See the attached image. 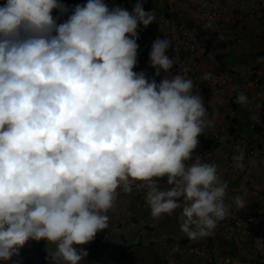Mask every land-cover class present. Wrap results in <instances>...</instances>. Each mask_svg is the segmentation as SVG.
<instances>
[{"label":"clouds","instance_id":"clouds-1","mask_svg":"<svg viewBox=\"0 0 264 264\" xmlns=\"http://www.w3.org/2000/svg\"><path fill=\"white\" fill-rule=\"evenodd\" d=\"M53 10L68 18L57 23ZM155 21L144 0L131 12L106 0L71 10L59 0L0 5V260L44 240L55 246L50 264H80L120 193L134 189L153 220L178 211L191 241L213 235L233 205L246 207L242 195L226 202L218 166L196 154L220 115L208 105L223 101L206 106L190 67L166 55L168 38L149 53L154 76L165 74L159 82L134 71L138 27ZM213 26L208 17L204 28ZM200 79L215 82L211 72ZM236 103H248L245 93ZM235 151L242 170L244 150Z\"/></svg>","mask_w":264,"mask_h":264},{"label":"crops","instance_id":"crops-1","mask_svg":"<svg viewBox=\"0 0 264 264\" xmlns=\"http://www.w3.org/2000/svg\"><path fill=\"white\" fill-rule=\"evenodd\" d=\"M2 1L5 2V0ZM59 2L65 4L69 9L81 4L78 0H59ZM111 2L112 6H120L129 10L133 9L137 0H111ZM169 5V0H144L145 11H153L156 17V21L152 25L160 29L161 32H164L167 25V18L170 12ZM240 5L246 11L259 9V5L254 0H240ZM210 6L211 0H206L205 4L203 0H174V14L180 21L183 19L192 21L190 16L192 14L195 16V9L201 12L203 7ZM52 15L57 18V23H63L68 18L67 15L61 16L56 10H53ZM257 21L261 20L252 19L244 22L241 31L245 39L249 35L255 37L260 33ZM191 24L202 30L200 22ZM213 31H215L214 27ZM218 36L222 39L224 38L222 35ZM234 45L237 51L240 44L235 42ZM241 51L242 49H240L239 53ZM195 58L200 66V71L203 73L211 72L213 76L218 77L222 81L221 88L211 95L207 102L214 96L219 97L223 101L222 104H209L210 114L213 111H218L220 115L216 120L215 126L209 129L204 136L199 137L200 147L196 150V154L205 149L209 151L208 155L200 157L202 160L215 163L218 166L219 175L228 183L226 201L232 202V198L236 195L244 196L247 204L245 208L240 209V212L244 216H249L253 208L264 206V94L262 92L264 89L254 85L252 82L254 79L245 83L243 78L240 77H245L243 75L246 74L238 77L237 73L232 74L224 71L227 67L225 63H228V61L230 63L231 61H248L249 58L246 55L235 57V59L231 60V57L227 55H213L203 45L195 55ZM251 58L255 61L258 60L257 58L264 59V53L262 54L257 50V53L253 52ZM145 72L149 79L155 78L157 82L165 75L161 72L160 76H154L152 69H147ZM248 77L246 76V79ZM252 77L254 76L252 75ZM239 92L245 93L248 97V103L244 106L236 103V95ZM257 105H261V107L258 109ZM253 114L257 116V119H251ZM243 132L249 135L250 133L253 134L251 135L252 138L245 135L246 140L256 145L258 150L255 157L243 162L244 168L242 170H235L229 167L230 163H233V156L237 154L235 151L237 145L234 139L244 135ZM253 139H255V142H253ZM160 185L162 188L168 187L166 180H161ZM144 207L148 206L146 205L143 192L138 193L135 189L131 194L121 192L114 209L108 213L110 216L109 225L106 228L107 233L100 243V248L95 255L85 258L80 264H159L162 260L161 252L165 246L167 247L168 243L170 244L167 253L169 255L171 253L175 254L178 264H191L192 259H202L188 252V248L192 244L202 246L207 252H210L208 248L213 245L214 249L217 250L218 248L219 252L220 250L224 251L222 249L226 248H219L221 246L220 238H217L224 232L215 230L211 236L198 241H191L179 230L178 211L171 216L164 215L159 220L151 221V218L145 221ZM238 236L232 239L228 237L227 244H230L229 249L240 252L243 260H246L244 264H253L247 262L250 258V247L246 239H250L240 234ZM40 241L35 243L47 246V254H41V251L35 252L37 259L33 264H50V260L49 262H43V259H46V257L48 259V251H54L55 246L47 244L44 240H42L43 243ZM250 245L252 246V241ZM85 246L87 245L83 247L85 248ZM168 256L165 257L163 264H165ZM0 263L4 264L3 262Z\"/></svg>","mask_w":264,"mask_h":264},{"label":"built area","instance_id":"built-area-1","mask_svg":"<svg viewBox=\"0 0 264 264\" xmlns=\"http://www.w3.org/2000/svg\"><path fill=\"white\" fill-rule=\"evenodd\" d=\"M81 4H86L87 0H78ZM110 6H112L111 0H106ZM4 2L0 0V5ZM206 3V1H205ZM204 3V4H205ZM169 16L167 18V25L164 32L157 29L152 24L147 28L142 25L138 27L139 39L137 43L138 48V65L134 71H145L147 69H154L149 65V53L151 51L152 43L157 39L168 38L172 41V48L166 51V55L172 58L175 52H178L180 59L190 67L188 77L193 79L195 88L201 92L204 97L206 106L208 105V98L216 93L222 85V81L215 77L213 81H201L200 77L203 74L200 71V66L196 61L195 55L202 48L203 41L196 26L184 21H180L174 14V0H169ZM208 4V3H207ZM262 8L255 10H243L237 0H211L210 7H203V16L214 18V30L219 35L228 37L231 41L240 44L243 41L242 25L247 20L263 19L264 18V0L261 2ZM73 9V8H71ZM70 9V10H71ZM128 11H132L129 9ZM70 14V12H69ZM175 72L176 69H173ZM255 75V80L263 81L264 85V70L260 68H254L252 70ZM209 113L211 112L210 106ZM235 144L240 146L244 150V161L247 162L256 156V148L247 142L242 137H236L234 139ZM207 149L198 153V155H208ZM230 168H233V163H230ZM141 193L142 191H137ZM227 202V201H226ZM231 203V202H227ZM264 223V206H256L251 211L249 216L241 214L240 210H237L233 205L231 214L219 222L217 228L218 232H224L225 230L241 231L252 241V250L255 258L259 264H264V232L262 226ZM34 240H29L23 248L20 249L19 256H14L10 261H3L5 264H33L37 259V255L32 250ZM188 252L194 256L201 257L203 259L202 264H244L242 255L238 251H232L231 253L219 254L207 252L202 246L192 244L188 248ZM165 264H178V260L175 254L171 253L165 261Z\"/></svg>","mask_w":264,"mask_h":264},{"label":"rangeland","instance_id":"rangeland-1","mask_svg":"<svg viewBox=\"0 0 264 264\" xmlns=\"http://www.w3.org/2000/svg\"><path fill=\"white\" fill-rule=\"evenodd\" d=\"M206 0H203V2L205 3ZM238 3L240 4V0H237ZM263 0H254V2H256L258 5H259V8L261 7L262 8V2ZM195 11V16H190L192 17V21L188 20V19H183L182 21L184 22H188V23H195L196 22H200L202 24V30H199V34L201 35L202 37V41H203V45H204V48H207L209 50V52H211L213 55H227L229 57H231V60L232 59H235V57H239V56H243V55H246L248 56V61H242V62H235V61H231V63L228 61V63H225V65L227 66L225 68L224 71H228L232 74L234 73H237L236 75L239 77L240 75H243V74H246V75H243L245 77H240V78H243V80L246 82H251L253 79V84L258 86V87H262L264 89V85L263 84V81H259V83L255 80V75L254 73H252L253 69L254 68H260L261 70H264V59H259L257 58L255 60H253L251 58V55H253V52H256L257 53V50L259 52H261L262 54L264 53V18L263 19H255V20H261V21H257V23L259 24V29H260V33L253 37L249 35V37L247 36V39L244 38L243 36V41L240 43V46L239 48L237 49V51L235 50V42L231 41L228 37L226 36H223L224 38L222 39L221 37H219L218 33L213 31V28H210V29H205L204 28V24L207 22V19L205 18V16H203V11H199L197 9L194 10ZM204 18H203V17ZM190 23V24H191ZM195 26V25H193ZM253 40V41H252ZM252 41V43H251ZM238 44V43H237ZM257 44V45H255ZM240 49H242L241 53H239ZM259 54V53H258ZM258 57V56H257ZM226 59V58H224ZM241 70V71H240ZM223 71V72H224ZM252 75L254 77H252ZM236 76V77H237ZM246 76L248 77L246 79ZM263 94H264V90H262ZM244 135H241L243 136L245 139H246V136L245 135H248L247 137L250 136V138H252L251 135H253L252 133H250V135L248 133H245L243 132ZM249 143L251 141H248ZM253 142H255V139H253ZM252 144V142L250 143ZM256 150H258V147L254 144H252ZM149 208L148 207H144L143 210V214H144V217L146 218L145 221L151 219L150 217V210H148ZM137 210V209H136ZM153 221V219L151 220ZM149 223H152V222H149ZM262 230L264 232V223H263V226H262ZM226 234V235H225ZM242 235L243 237H247L245 236L241 231H230V230H225L224 233H222V235L220 237L217 236V238H220V244L221 246H219V248L221 247H226L222 250L224 251H221L220 252L218 251V248L217 250L214 249V245L212 247H209V251L210 253H219V254H226V253H231L233 250L232 249H229L230 248V244H227V240H228V237H231L230 239L234 238L235 236L239 237L238 235ZM35 242H38V241H35ZM41 243L42 240L40 241ZM246 242L249 244V247H250V258L247 260V262H250V263H253V264H259V262L257 261V259L255 258V256L253 257V250H252V254H251V248L252 246L250 245L251 241L246 239ZM168 243V242H167ZM169 244H167V247L165 246V248H163V251L161 249V257H162V260L159 262V264H163L164 260H165V257L168 256L169 254L167 253L168 251V247H169ZM218 247V246H217ZM48 248L47 246H44V245H39L38 243H33V246H32V250H34V252H38V251H41V254L44 253V254H47V249ZM229 249V250H228ZM235 251V250H234ZM237 251V250H236ZM40 254V253H39ZM43 254V255H44ZM48 261L49 262V259H43V262H46ZM244 262L246 260H243ZM0 262H3V261H0ZM4 263V262H3ZM1 264V263H0ZM5 264V263H4ZM142 264H147V263H142ZM191 264H202V259H192L191 261Z\"/></svg>","mask_w":264,"mask_h":264},{"label":"trees","instance_id":"trees-1","mask_svg":"<svg viewBox=\"0 0 264 264\" xmlns=\"http://www.w3.org/2000/svg\"><path fill=\"white\" fill-rule=\"evenodd\" d=\"M106 233H107L106 229L97 233V235L93 239V241L90 242L89 244H87V246H85V249L88 252L87 258L96 254L97 250L100 248V243H101L103 237L106 235Z\"/></svg>","mask_w":264,"mask_h":264}]
</instances>
